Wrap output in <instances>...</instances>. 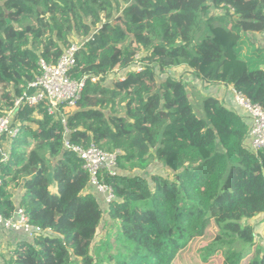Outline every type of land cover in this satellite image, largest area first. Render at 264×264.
Wrapping results in <instances>:
<instances>
[{
    "label": "trees",
    "instance_id": "obj_1",
    "mask_svg": "<svg viewBox=\"0 0 264 264\" xmlns=\"http://www.w3.org/2000/svg\"><path fill=\"white\" fill-rule=\"evenodd\" d=\"M211 8L225 10L222 24L210 25ZM244 33H264V0H0V116L30 92L40 60L55 64L82 43L71 75L86 80L66 128L72 144L118 152V174L102 177L115 197L108 218L120 246L108 250L109 264H264L247 223L264 215V151L245 149L247 127L235 111L203 97L197 113L184 83L167 74L186 66L205 89L232 87L264 108V48L246 40L244 50ZM133 63L141 70L102 84ZM225 97L233 106L230 91ZM16 121L0 159V213L20 208L52 233L19 237L7 264H93L104 210L87 192L82 161L63 149L64 128L44 107H24ZM152 161L169 177L128 175ZM230 238L242 249L225 251Z\"/></svg>",
    "mask_w": 264,
    "mask_h": 264
},
{
    "label": "built area",
    "instance_id": "obj_2",
    "mask_svg": "<svg viewBox=\"0 0 264 264\" xmlns=\"http://www.w3.org/2000/svg\"><path fill=\"white\" fill-rule=\"evenodd\" d=\"M81 46V42H73L63 51L55 64L40 60L39 75L28 85L30 92L16 98L13 107L0 116V142L3 138L13 139L18 134L16 118L19 110L24 107H44L49 116L60 121L64 128L63 149L72 152L82 161V166L89 176V187L94 189L103 207L107 208L115 197L110 185L105 184L102 177L105 175L113 177L118 174V152L107 153L94 144L86 147L72 144L66 128L67 114L65 111L71 109L74 112L77 109L86 80L85 77L77 80L71 75L76 66L78 49ZM133 70L140 71V65L134 66ZM230 92L234 108L239 109L243 117L239 115L247 127L243 143L245 149L254 153L264 151V108L259 104H253L233 88ZM234 94H237L236 98ZM7 157L5 153L0 154L2 161H5ZM0 230L12 232L27 241L52 233L50 229L44 230L31 225L20 208H16L9 218L3 217L0 213Z\"/></svg>",
    "mask_w": 264,
    "mask_h": 264
},
{
    "label": "rangeland",
    "instance_id": "obj_3",
    "mask_svg": "<svg viewBox=\"0 0 264 264\" xmlns=\"http://www.w3.org/2000/svg\"><path fill=\"white\" fill-rule=\"evenodd\" d=\"M224 14H225V10L223 8H218V9L211 8L210 13H209V17L214 18V20L211 21L210 25L211 26H218L221 23L220 22L221 20L218 18L223 17ZM241 35H242L241 40H243L244 43H243V45L241 44L240 46L243 47L244 50L247 49V45H246L247 42H245L246 40L249 42H253L255 48H264V33H261V34L244 33ZM76 42H79V41H76ZM244 45H246V47H244ZM245 52L246 51H243V53H245ZM142 56H144V55H142ZM136 65H138V64L133 63L132 65H130V68H128V69H125L123 71H118L117 73H114V74H110V76L107 78V80L103 81L102 84L104 86H112L113 85L112 80H114V79H118L119 81H123L125 74L129 71H132L133 67ZM156 70H157V68H156ZM157 74H158V72H157ZM167 74L184 83V85L186 87V91L189 95V100L192 103V105L195 106L197 113H199V114L201 113L199 106H200V101L203 97L218 98L221 102V97H219V95H216L215 92H212L213 91V89H211L212 87H208V90L205 89L204 87H202L199 79L195 78V76L193 75L192 72H190L188 67L180 66V67L171 68L170 70L167 71ZM166 77H167V75L163 74V75H159L158 79L160 82H162ZM97 80L98 79L96 78L92 82H96ZM236 97H237V94H234V98H236ZM232 99H233V97H232ZM223 102L224 103L228 102V99L225 96L221 102L224 106ZM225 106H226L225 107L226 109L233 110L238 115L240 114L242 116L239 109H236L230 105L229 106L225 105ZM72 112L73 111L71 109H68L67 111H65L67 116ZM34 113H36V115H32L31 117L36 119L38 117L37 112L35 111ZM16 124H18V123H16ZM32 127H33V125H32ZM13 140L4 138L0 142V154L5 153L7 156L10 154L11 143L13 142ZM30 149H31V147L28 146V147L23 148L22 150L25 153H27ZM260 152H263V151H260ZM130 174L131 175L132 174L140 175L150 182V177L153 174H158L162 177L167 178V177H169L171 172H169L166 168H164V165L160 164L157 161H154L145 171H136V170L134 171L133 170L131 173H128V175H130ZM52 185H53V182L50 184V187H52ZM101 205H102V203H101ZM105 217H107V216H105ZM104 218L100 222V230L98 231L97 237L95 239V242H94V244L92 246V250H91V253H92V256L94 259L93 264H109L108 262H106V259H105L108 250H109L110 254H112L113 252L116 251L117 248L120 247L114 241V238L116 236L117 225L115 223H113L111 220H109L108 217H107L108 219L106 218V220L104 222ZM247 223L251 224V226L254 229V236H255L254 240H255V242L260 244L262 247H264V215H259L255 218H253L252 220L247 221ZM242 247L243 246L241 243L237 242V240H235L234 238H230V239H228L227 243H225V246L223 248L225 249V251H227L228 249L241 250ZM73 264H80V260H74Z\"/></svg>",
    "mask_w": 264,
    "mask_h": 264
},
{
    "label": "crops",
    "instance_id": "obj_4",
    "mask_svg": "<svg viewBox=\"0 0 264 264\" xmlns=\"http://www.w3.org/2000/svg\"><path fill=\"white\" fill-rule=\"evenodd\" d=\"M231 89H232V87H225V86H224L222 89L219 88L218 91H216L215 93H216V95H219V97H221V102H222L224 96H225V95L227 94V92L230 91ZM217 99H218V98H217ZM218 100H219V99H218ZM219 101H220V100H219ZM224 105L229 106L230 104L227 102V103H224ZM230 106H232V105H230ZM232 107H234V104H233ZM32 115H36V113H32ZM3 139H4V138H3ZM5 140H6V139H5ZM10 140H12V139H10ZM28 143H29V147H32V143H31L30 141H28ZM27 147H28V146H27ZM50 190H51L53 193L56 192L54 185H53L52 187H50ZM87 192H89V193H93V194L95 195V197L97 198V200L99 201V203H100V199H99L98 196H96L95 191H94L93 188H91V187L88 188V189H87ZM20 194H21V193L19 192V190L14 191V195H13L12 200H13V202H14V204H15L16 206L19 204ZM100 205H101V203H100ZM101 206H102V209H105V208L103 207V205H101ZM105 216L108 217V215H104L103 218H104ZM107 217L104 218V222H105V220H106ZM107 219H108V218H107ZM99 230H100V226H99L98 231H99ZM18 238H19V237H18L16 234L12 233V232H4V231H1V230H0V264H7V260H8L9 252H10V250H12V248L14 247V244H15V242L18 240Z\"/></svg>",
    "mask_w": 264,
    "mask_h": 264
},
{
    "label": "clouds",
    "instance_id": "obj_5",
    "mask_svg": "<svg viewBox=\"0 0 264 264\" xmlns=\"http://www.w3.org/2000/svg\"><path fill=\"white\" fill-rule=\"evenodd\" d=\"M97 199V198H96ZM99 202V201H98ZM104 210V215H108V207L107 208H105V209H103ZM103 215V216H104ZM102 219H103V217H102ZM102 219H101V221H102ZM100 221V222H101ZM99 226H100V224H99ZM99 229V228H98Z\"/></svg>",
    "mask_w": 264,
    "mask_h": 264
}]
</instances>
